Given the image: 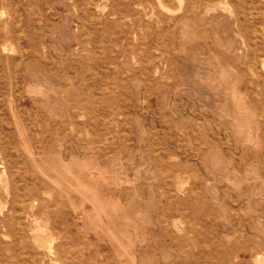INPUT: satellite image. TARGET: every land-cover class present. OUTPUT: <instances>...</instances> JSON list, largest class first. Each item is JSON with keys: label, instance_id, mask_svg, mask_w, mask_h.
Instances as JSON below:
<instances>
[{"label": "rangeland", "instance_id": "374dc122", "mask_svg": "<svg viewBox=\"0 0 264 264\" xmlns=\"http://www.w3.org/2000/svg\"><path fill=\"white\" fill-rule=\"evenodd\" d=\"M0 44V264H264V0H0Z\"/></svg>", "mask_w": 264, "mask_h": 264}, {"label": "bare ground", "instance_id": "6f19581e", "mask_svg": "<svg viewBox=\"0 0 264 264\" xmlns=\"http://www.w3.org/2000/svg\"><path fill=\"white\" fill-rule=\"evenodd\" d=\"M255 23V22H254ZM1 45V44H0ZM1 47V46H0ZM47 55V54H46ZM62 86V85H61ZM66 86V85H65ZM43 264V263H42Z\"/></svg>", "mask_w": 264, "mask_h": 264}]
</instances>
